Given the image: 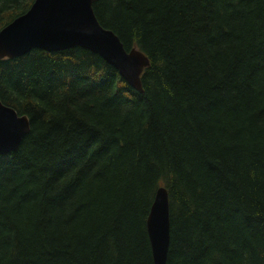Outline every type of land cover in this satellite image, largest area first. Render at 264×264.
Here are the masks:
<instances>
[{
	"label": "trees",
	"instance_id": "trees-1",
	"mask_svg": "<svg viewBox=\"0 0 264 264\" xmlns=\"http://www.w3.org/2000/svg\"><path fill=\"white\" fill-rule=\"evenodd\" d=\"M34 0H0V30ZM150 65L144 92L82 47L0 59L30 118L0 154V264H155L147 220L170 195L168 264H264V0H97Z\"/></svg>",
	"mask_w": 264,
	"mask_h": 264
},
{
	"label": "water",
	"instance_id": "water-1",
	"mask_svg": "<svg viewBox=\"0 0 264 264\" xmlns=\"http://www.w3.org/2000/svg\"><path fill=\"white\" fill-rule=\"evenodd\" d=\"M97 0H34L31 7L0 30V59L23 56L33 49L64 51L82 47L113 65L143 93V74L150 59L139 48L128 50L110 28L99 21ZM31 128L30 118L0 99V154L16 151ZM155 264H168L171 244L170 195L160 186L147 220Z\"/></svg>",
	"mask_w": 264,
	"mask_h": 264
}]
</instances>
